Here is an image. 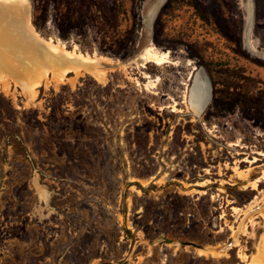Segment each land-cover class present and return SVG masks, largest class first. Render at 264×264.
I'll return each instance as SVG.
<instances>
[{
	"label": "rangeland",
	"instance_id": "obj_1",
	"mask_svg": "<svg viewBox=\"0 0 264 264\" xmlns=\"http://www.w3.org/2000/svg\"><path fill=\"white\" fill-rule=\"evenodd\" d=\"M0 63V264H264V0H0Z\"/></svg>",
	"mask_w": 264,
	"mask_h": 264
},
{
	"label": "bare ground",
	"instance_id": "obj_2",
	"mask_svg": "<svg viewBox=\"0 0 264 264\" xmlns=\"http://www.w3.org/2000/svg\"><path fill=\"white\" fill-rule=\"evenodd\" d=\"M23 18V17H22ZM249 18V16H248ZM31 21V20H30ZM12 23H24L23 19L22 20H19V19H16L14 18V21ZM26 23V22H25ZM24 25V24H23ZM17 26V25H16ZM26 24L24 25V29L26 28L25 27ZM33 28V27H32ZM27 29V28H26ZM25 29V30H26ZM28 30V29H27ZM35 30V29H34ZM31 31V30H30ZM31 33L30 32H25V34H23V37L25 38V42L26 44L29 46V45H33V42L35 40H33L31 38ZM37 35V34H36ZM35 36V34H34ZM29 38V39H27ZM31 39V40H30ZM30 40V41H29ZM24 44V43H23ZM74 55H78L76 52H73ZM80 57V56H79ZM78 60V59H77ZM154 61H158V59L154 60ZM77 62V61H76ZM197 95V94H196ZM209 102V98L205 97V95L203 94H199L198 96H195L191 99V105L196 109L197 112H201L205 109V107L207 106ZM205 251V250H203ZM209 252V251H208Z\"/></svg>",
	"mask_w": 264,
	"mask_h": 264
},
{
	"label": "water",
	"instance_id": "obj_3",
	"mask_svg": "<svg viewBox=\"0 0 264 264\" xmlns=\"http://www.w3.org/2000/svg\"><path fill=\"white\" fill-rule=\"evenodd\" d=\"M162 241H167L169 243H173V244H179V245H182V246H186V245H189V246H193V247H196L198 248L199 250H205V251H209V252H212L211 249H209L208 247L206 246H202V245H198L196 243H193V242H173L171 240H168L167 238H161V239H158V240H155L153 242H151L150 244L151 245H154V244H157L159 242H162ZM236 243L235 239H232V241H230L226 247L224 249H229L231 248L232 246H234ZM129 261V258L125 259L124 261H119V262H114V261H111V262H103L101 264H127Z\"/></svg>",
	"mask_w": 264,
	"mask_h": 264
},
{
	"label": "crops",
	"instance_id": "obj_4",
	"mask_svg": "<svg viewBox=\"0 0 264 264\" xmlns=\"http://www.w3.org/2000/svg\"><path fill=\"white\" fill-rule=\"evenodd\" d=\"M26 45H27V44H26ZM27 47H28V48H34V45H29V46L27 45ZM28 48H27V49H28ZM0 64H2V63H0ZM3 64H4V63H3ZM4 74H5L4 72H0V76H2V75H4Z\"/></svg>",
	"mask_w": 264,
	"mask_h": 264
},
{
	"label": "trees",
	"instance_id": "obj_5",
	"mask_svg": "<svg viewBox=\"0 0 264 264\" xmlns=\"http://www.w3.org/2000/svg\"><path fill=\"white\" fill-rule=\"evenodd\" d=\"M60 27H62V26H60Z\"/></svg>",
	"mask_w": 264,
	"mask_h": 264
}]
</instances>
